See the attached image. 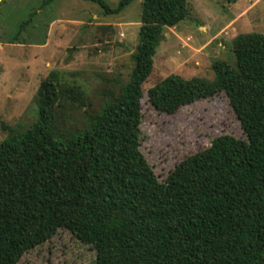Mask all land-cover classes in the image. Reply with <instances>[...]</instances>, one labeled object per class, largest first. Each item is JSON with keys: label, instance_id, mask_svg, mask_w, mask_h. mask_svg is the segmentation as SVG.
<instances>
[{"label": "trees", "instance_id": "trees-1", "mask_svg": "<svg viewBox=\"0 0 264 264\" xmlns=\"http://www.w3.org/2000/svg\"><path fill=\"white\" fill-rule=\"evenodd\" d=\"M93 1L116 14L133 0ZM188 12V0L142 1L133 70L82 128L64 131L56 85L42 80L37 120L0 143V264L59 228L94 248L97 264H264V33L236 36L235 65L216 61L213 81L170 74L147 92L167 114L224 92L247 139L217 136L164 182L140 149L143 85L165 28ZM62 95L84 106L78 86Z\"/></svg>", "mask_w": 264, "mask_h": 264}, {"label": "rangeland", "instance_id": "rangeland-1", "mask_svg": "<svg viewBox=\"0 0 264 264\" xmlns=\"http://www.w3.org/2000/svg\"><path fill=\"white\" fill-rule=\"evenodd\" d=\"M104 1L112 8L120 2ZM142 1L106 14L93 0H0V143L37 120L36 95L47 77L58 91L64 131L82 128L133 70ZM188 7L184 21L165 28L152 75L143 85L140 149L161 182L217 136L247 137L224 92L167 114L151 105L148 88L170 74L213 81L216 61L235 65L236 36L264 33V0H188ZM69 86L82 90V108L64 99ZM96 259L94 248L59 228L17 264H97Z\"/></svg>", "mask_w": 264, "mask_h": 264}]
</instances>
